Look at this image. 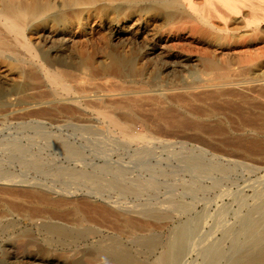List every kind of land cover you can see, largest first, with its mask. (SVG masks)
<instances>
[{"label":"rangeland","instance_id":"374dc122","mask_svg":"<svg viewBox=\"0 0 264 264\" xmlns=\"http://www.w3.org/2000/svg\"><path fill=\"white\" fill-rule=\"evenodd\" d=\"M12 1L19 4L29 0ZM39 1H49L58 9L70 0ZM94 1L135 11L138 32L128 39L111 40L107 19L97 33L81 38L85 48L98 51L106 41L122 54L144 60L149 57L151 61L146 59L150 62L144 66L159 76L131 77L123 73L112 79L92 78L88 83L93 98L88 99L90 103L81 100L77 106L63 100L76 98V93L69 92L68 96L42 87L27 96L35 102L23 99L30 112L26 109L14 120L8 111L0 109L5 110L0 112V178L13 182L9 191L13 189L12 197L26 200L29 208L25 210L33 212L31 215L47 217L50 223L75 224L85 231L74 246H67L36 224L12 215L4 222L7 230L0 233V264H113L102 259L101 248H123L137 263L152 264L163 251L170 256L176 254L175 241L182 230L187 234V245L177 264H226L229 258L250 248L252 238L264 228V86H254L257 76L264 75V17L251 23L253 15L263 14L264 0H238L242 7L237 13L227 14L212 13L210 6L204 7L205 0H191L187 17L168 22L163 18V5L156 0ZM193 26L203 32L194 33L190 30ZM59 44L55 42V46ZM19 47L13 46L16 51H25ZM71 51V56L78 55L77 50ZM203 58L228 66L225 78H229L222 80H233V86L230 93L223 90L225 97L220 90L202 88L219 82L213 73L189 62ZM8 69L7 61L0 58V91L6 89ZM156 83L173 89L187 83L201 92L189 90L185 94L178 90L163 102L151 93ZM104 95H111V103L100 98ZM112 103L124 108H115ZM104 116L116 120L117 125ZM190 159L200 161L203 169L193 170ZM211 166L214 170L209 171ZM27 186L58 199L55 202L60 207L41 203L35 194L29 198L31 191L23 192ZM112 207L130 212L125 218L137 222L135 229L116 219ZM154 208L167 210L161 224L131 214ZM138 227L151 230L154 246L150 249L141 245Z\"/></svg>","mask_w":264,"mask_h":264},{"label":"bare ground","instance_id":"6f19581e","mask_svg":"<svg viewBox=\"0 0 264 264\" xmlns=\"http://www.w3.org/2000/svg\"><path fill=\"white\" fill-rule=\"evenodd\" d=\"M123 1H128V0H123ZM216 1H217V3L215 1H214L215 3H213V0H205L206 6H204V7L207 8V6H210L211 8L208 10H211V12L214 14H219V13H221V14L226 13L227 14V13H237L238 12V7H239L237 4L238 0H216ZM23 2L22 3L18 2L19 4H17V2H15V1L13 2L12 0H0V6H1V8H0V19H1L0 20L1 21L0 22V58L7 61L8 66H9V69H8L9 75L4 79V85H5L6 89H5V91H0V107H1L0 109L4 108L6 110V112L8 111V113L10 115H12L11 117L13 120L16 119V117L21 116L24 113V111H26V109H28L29 106H26L27 103H25V101H24L25 97L29 96L31 93H33L36 90L40 91V88H42V87L50 88L53 91H62L65 94L66 93L68 94L69 92L76 93L77 94L76 98L73 99V97H72V99L70 98V99H63V100L67 104L77 106L79 101L88 100V99L93 98L92 95L91 96L89 95L91 90L89 87L90 85L88 83V81L92 78L110 77L112 79V77H119V76L121 77V75L123 73L124 74L126 73V75L131 76V77H143V76H145L146 78H151V77L156 78L159 76L158 72H155V70L153 71V70H151V68L144 66L145 62L151 61V59L149 57L148 58L150 59V61H148L149 60L148 58H146L148 60H146V59L144 60L145 57L140 59L139 57H136L133 55L128 56L125 53L122 54L120 51L117 52V50H115L116 46H115V49H111L112 48V47L110 48L111 45L108 46V43L106 41L103 42L102 45L98 47V49H97L98 51H94L93 49H91L93 51H89L85 48V46H84L85 44L83 45V43H84L83 40L81 41V38H83L85 35H93L94 33H97L98 28L102 27V25L106 24L105 20H107V19L110 20V22L108 23V26L106 25L107 26L106 28L110 31L111 40H120L124 37L126 39H128L130 37L136 36V34L138 32L139 21H138V18L136 17L135 11H132L130 9H124V10L122 9L121 10L119 7L108 5L106 2H97L94 0H70L68 2L65 1L66 4H63V6L61 8H58V9H56L49 1L29 0L28 2H24V3ZM155 2L159 6H160V4H162L164 6V7L163 6H160V7L162 9L164 8L162 10V12H163L162 14H163L164 21H166V22H168L169 20H173L174 18H177V17L180 19L187 17L186 8L192 6L191 0H172V1H170V0H156ZM247 6H249V5H247ZM160 7H158V8L160 9ZM241 7L242 6H240L239 8H241ZM201 8L202 7H200V9ZM205 11H206V9H205ZM112 14H117V16H115V18L111 19V18H109V16ZM189 14H191V13H189ZM209 14H211V13H209ZM242 14L244 16H246L247 12L244 11V12H242ZM253 16H254V18H253V21L251 23H254V21H258L261 17H264V12L261 15L256 14V16L255 15H253ZM161 20H163V19H161ZM240 20H242V19H240ZM190 30L194 31V33H196V34L203 32L197 26L191 27ZM261 32H262V30H261ZM6 35H8V36L10 35L11 37L7 38ZM208 37H210L211 39L213 38L214 40L217 39L216 36H212V35H209ZM56 41L60 42L59 46L58 45L55 46ZM16 45H20V47L23 48L25 51L20 52L22 50H20V51L14 50L13 46H16ZM71 49L77 50L78 55H76V57L71 56V52H72ZM154 53H155V50H154ZM97 55H100V58H98ZM156 55H159V54H155V56ZM177 62H176V64H177ZM189 62L192 63L193 65H197V67H199V65H200L203 70L207 71L208 73H213L215 75V79L219 80V82H217L213 85H210V83L208 85L205 84L206 86L203 87L204 86L203 85L202 88H209V89L212 88L215 91L220 90L222 92H223V90L228 89V92L230 93L231 90L229 91V89H232V86H233L232 81L233 80H225V81L222 80L227 75H229V69H228L227 65L217 64L214 61H211L207 58H203V60H201V61L196 60V59H194V60L190 59ZM193 65L191 66L192 68H193ZM170 70H171V68H170ZM6 72H7V70H6ZM171 72H173V71L171 70ZM230 76H232V75H230ZM2 77L4 78V76H2ZM259 77L263 78L264 75H261V76L258 75L257 76V79L254 81L255 82L254 86L263 87L264 86V79H259ZM228 78H225V79H228ZM96 81H98V80H96ZM251 82H253V81H251ZM235 84H237V83H235ZM104 86H106V85H104ZM242 86H240L241 87L240 89H243ZM179 87L176 89L175 88L173 89L170 86L165 87L164 84H158L157 85V83H156L154 88L151 90V93L154 94V96L156 95V97H159L161 100L162 99L166 100L173 93H175V92L177 93L178 90H181V91L183 90L185 94L186 93L189 94L190 93V92L188 93L189 90H191V91L195 90L194 92H201V91H196L197 86L192 87L190 84H187V83L185 84V86L183 85L182 87H180V88ZM238 87H239V84H238ZM106 89H108V88H106ZM244 89H246V88H244ZM39 91H38V93H40ZM93 91H95V90H93ZM249 91H251V90H249ZM252 91H254V90H252ZM228 92L226 91V93H227L226 95L229 94ZM232 92H233V90H232ZM240 92H241V90H240ZM257 92L259 94V92H261V91H257ZM243 93L245 96V92H243ZM243 93L241 95H243ZM44 94H45V92H44ZM223 94H224V92H223ZM149 95H151V94L149 93ZM193 95H191V96L193 97ZM198 95H196V96H198ZM255 95H257V94H255ZM37 96H38V94L35 96V99ZM68 96H69V94H68ZM110 96L111 95H104V97L100 96V98L102 100L107 99L108 100L107 102L111 103V101L108 99V98H110ZM224 97H225V94H224ZM33 99L30 98V100H29V98H28L29 101H31ZM169 99H171V98H169ZM176 99H178V98H176ZM179 99H180V97H179ZM185 99H187V98H185ZM121 100H123V99H121ZM134 100H136V99H134ZM39 101H40V99H39ZM89 101L90 100H88V102ZM170 101H172V100H170ZM33 102H35V101L33 100ZM36 102H37V100H36ZM163 102H165V101H163ZM172 102H174V101H172ZM179 102H180V100H179ZM120 103H123V102H120ZM112 106H114L115 108H118V109L124 108L123 106H121L120 104H117V103H115V104L112 103ZM33 109H35V108H33ZM5 110H3V111H5ZM27 111L30 112L29 109ZM81 112H79V113L81 114ZM32 113H34V112H32ZM32 115H34V114H32ZM13 116L15 118H13ZM104 117H106V116H104ZM76 119H77V117H76ZM106 119L109 120V122L112 125H117L116 120H114L110 117H106ZM126 126L128 127V125H126ZM122 128L124 130L125 125H123ZM129 128H130V126H129ZM126 138H128V137H126ZM11 148H13V146ZM15 148L16 147H14V149ZM16 150H14L15 152H12L13 150H11V153H13V154L16 153ZM21 150H20V152H21ZM4 151H6V149ZM146 151H148V150H146ZM18 152H19V150L17 151V153ZM19 154L18 155L16 154V155L19 156ZM24 156H25V154H24ZM129 158H131V157L129 156ZM188 161H189L188 163L190 164V166L193 170L196 171V170H202L203 169L204 165L200 161H198L197 159H190ZM148 164H149V162H148ZM189 164H187V165H189ZM214 167H212V166H211V168L209 167V171L211 169L214 170ZM206 169H207V167H206ZM211 173H213V172L211 171ZM119 174H121V173H119ZM73 175H75V174H73ZM79 176L81 177V173ZM86 177H87V175H86ZM119 179H120V177H119ZM120 181H121V179H120ZM123 182L125 183V181H123ZM12 183H10L7 178H0V233H3L4 231L7 230L8 225L5 224L7 222V220L12 215H16L20 218L26 219L27 221H29L31 223L36 224L42 231L47 233V235L49 234L50 236L55 237L57 239V241L59 242V244H64V245L70 246V245H73L75 242H77V240H81L83 238V236H84L83 234L85 231L81 230L80 228H76L75 224L69 225L67 223H63V221L50 223V222H48L47 217L37 216L36 214H35L36 216L34 214L31 215L33 213L32 212L33 210L31 211L32 212L31 214H30V212L28 213L25 210L26 206H28L26 203V200L21 201V200H17L16 197H12L11 193H12L13 189L11 190V193L9 192L11 187H12ZM119 183H121V182H119ZM111 185L115 186V187L117 186V184H114V183H111ZM150 187H151V185H150ZM26 188H28L27 191L24 190V188H23V190H24L23 192H29V190H30L32 193V195H30L29 198H31V196L33 197L34 196L33 194H35L36 195L35 198L38 197V199L41 201V203L48 204L49 206H56V207L59 206L58 203L55 202L58 199L53 200L52 197L49 198V197H47L48 195L47 196H46V194L43 195V192L40 190L38 191V189L34 186H27ZM17 191H18V188H17ZM49 196H50V194H49ZM31 199H33V198H31ZM36 199H35V201L38 200V199L37 200ZM28 202H30V199ZM27 208H29V206ZM106 208H108V207L106 206ZM31 209L32 208H30V210ZM44 210H46V209H44ZM44 210L40 211V213L45 212ZM50 210H52V209H50ZM34 211L38 212V210H36V209ZM74 211H76V210H74ZM112 211L110 210L109 212L114 213L115 218L118 219L120 222H122L125 227H128L130 229H135V227H136L135 225L137 224V222L134 223L130 219H128L127 217L125 218V215L130 213V212L126 211V209L124 210V209H121L119 207H112ZM134 212H131V214L142 216V218H140V219L141 220L143 219L146 221L148 220V223L151 221L154 223L156 222L157 224H161L163 221H165V219L167 217V214H166L167 210H163L160 208L136 210ZM37 214H39V213H37ZM145 217H147V219H145ZM93 222H96V221H93ZM113 223H115V222L113 221ZM99 224H101V223H99ZM156 227H158V226H156ZM158 228H160V226ZM138 229H139V227H138ZM138 229H137V231H138ZM139 231L142 234V235H140L142 237V239L140 240L141 245L144 246L145 248H148V249L153 247L154 246V239L149 234L151 230L141 227L139 229ZM146 233H148V235ZM185 234L182 230L179 233L178 237L176 238V241H175L176 246H177V251L175 250L176 254H172V256H170V255H168L167 252L163 251L156 258V261L152 262V264H177L179 258H181V256L184 254V252L186 250L185 247L187 245L186 244L187 242L185 243L186 240H184V238H186V236L184 237ZM174 237H175V235H174ZM173 239H175V238H173ZM172 242H174V241H172ZM188 243H189V241H188ZM234 247H235V245H234ZM247 248L248 249L245 250L244 252H242L241 254L239 253L240 255H238V256L236 255L237 257H234V259L229 258L228 261L226 260L227 261L226 264H264V228H263V230H259V232L256 233V236L254 238H252L250 248L249 247H247ZM215 249L217 250L218 248H215ZM175 251L173 253H175ZM213 252H214V250H213ZM99 253L102 256V259H108L113 264H139L136 262V260H134L132 258L130 253L123 248H112V249L101 248L99 250ZM207 261H210V260H207ZM220 261H222V260H220ZM181 263H182V261H181ZM181 263L179 262V264H181ZM203 264H205V263H203ZM217 264H219V263H217Z\"/></svg>","mask_w":264,"mask_h":264}]
</instances>
